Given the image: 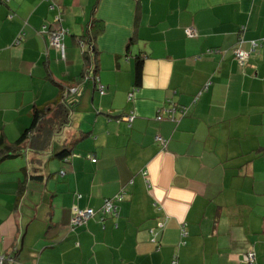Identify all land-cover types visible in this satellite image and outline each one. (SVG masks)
Masks as SVG:
<instances>
[{"label":"crops","instance_id":"crops-1","mask_svg":"<svg viewBox=\"0 0 264 264\" xmlns=\"http://www.w3.org/2000/svg\"><path fill=\"white\" fill-rule=\"evenodd\" d=\"M58 84L73 106L59 144L0 161L4 264H245L248 249L264 264V0H0L4 143ZM73 207L95 214L72 228Z\"/></svg>","mask_w":264,"mask_h":264},{"label":"trees","instance_id":"trees-1","mask_svg":"<svg viewBox=\"0 0 264 264\" xmlns=\"http://www.w3.org/2000/svg\"><path fill=\"white\" fill-rule=\"evenodd\" d=\"M96 22V20H92L87 32L81 36L82 41L89 47V51L84 52V68L80 73L81 78L87 74L88 68L92 63L90 57L95 52L94 40L98 31L101 30V27L98 28L95 24ZM92 69L93 71H97L95 65ZM142 69L143 58L137 54L135 55L134 66V84L136 86L140 84ZM58 86L60 91L56 100L48 106L33 107L30 125L14 142L6 144L3 142L2 138L0 139V161L20 155L25 150H30L33 154L37 155L50 148L53 137L59 133L68 122L70 112L73 109L72 103L63 95L64 86L62 84H58ZM66 154L67 150L62 148L56 153V156L64 157ZM33 160L35 159H30L29 162L35 164L36 161ZM34 178H40V175H34ZM20 190L22 191V188Z\"/></svg>","mask_w":264,"mask_h":264},{"label":"built area","instance_id":"built-area-1","mask_svg":"<svg viewBox=\"0 0 264 264\" xmlns=\"http://www.w3.org/2000/svg\"><path fill=\"white\" fill-rule=\"evenodd\" d=\"M1 1L4 3L8 2V0H1ZM50 7L52 8L54 7L53 3L50 4ZM60 20H61V16L59 15V13H57L55 15V21H60ZM241 29H244V27L242 26ZM65 34H66V30H64L61 26H57L56 28L48 32L50 42L58 48L60 55L62 57H64V44L62 43V40ZM19 39H21V36L19 37ZM257 46H258V43L255 41L251 42V45L248 51L240 48V46H237L236 48L233 49L234 57L240 63H243L245 59L248 57L249 53L254 52L256 50ZM98 90L100 91V93L103 92V87L101 84L98 85ZM129 96H131V94H129ZM167 111L170 112V114L173 112V110H169V109ZM180 112L182 113V110ZM161 118L162 116L158 114L157 119H161ZM123 119L130 122L133 119V115L123 116ZM157 140L159 141V143L162 144V146L164 145L165 140L163 138L158 136ZM94 160L95 159H92V161ZM123 197H124V192L122 191L111 198L105 199L103 206L99 210L100 214L101 215L116 214L117 203L122 201ZM94 214H95V211L92 208L79 209L77 207H73L71 227L74 228L76 226L82 225L88 219H90ZM161 225H162L161 223H158V226H161ZM185 234L186 232L184 228H181L182 237L185 236ZM181 243H184V241H181ZM6 260H12V259L0 253V264H4ZM243 260L245 264H256L254 251L252 249H248L247 251H245L243 254ZM171 264H176V261L172 260Z\"/></svg>","mask_w":264,"mask_h":264},{"label":"rangeland","instance_id":"rangeland-1","mask_svg":"<svg viewBox=\"0 0 264 264\" xmlns=\"http://www.w3.org/2000/svg\"><path fill=\"white\" fill-rule=\"evenodd\" d=\"M83 87H84V86H83ZM59 140H60L59 137L55 135V137H54V141H53V144L55 143V144L58 145V144H59ZM42 157H43V156H42Z\"/></svg>","mask_w":264,"mask_h":264},{"label":"water","instance_id":"water-1","mask_svg":"<svg viewBox=\"0 0 264 264\" xmlns=\"http://www.w3.org/2000/svg\"><path fill=\"white\" fill-rule=\"evenodd\" d=\"M23 238V237H22ZM22 240L23 239H21V243H20V248H19V252L21 251V249H22ZM17 263H18V261H17Z\"/></svg>","mask_w":264,"mask_h":264}]
</instances>
